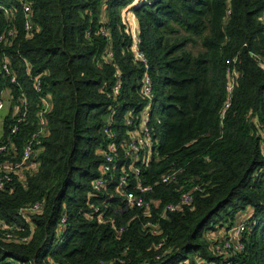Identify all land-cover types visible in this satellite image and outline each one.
Wrapping results in <instances>:
<instances>
[{
    "label": "trees",
    "instance_id": "trees-1",
    "mask_svg": "<svg viewBox=\"0 0 264 264\" xmlns=\"http://www.w3.org/2000/svg\"><path fill=\"white\" fill-rule=\"evenodd\" d=\"M135 1L0 0V34L8 28L15 33L0 41V55L8 57L11 70L5 74L0 67V96L6 93L11 105L0 144L10 137L14 151L1 154L0 163L19 158L37 124L39 97L51 101L44 114L47 133L33 155L37 167L0 189L6 226L0 227V264H264V155L257 129L259 123L264 127V68L254 55L264 58V0ZM24 3L31 9L29 35ZM124 9L137 20L160 120L152 125L155 154L141 165V175L153 182L177 171L176 180L155 185L147 195L160 202L150 216L142 209L116 210L123 158L105 190L94 193L91 187L103 165L96 152L105 116L116 110L120 141L123 113L142 104L143 66L132 58ZM107 49L113 52L110 61L103 59ZM234 55L238 78L221 117L226 60ZM116 71L122 89L110 99L104 90ZM35 76H41L40 92L33 87ZM21 94L28 112L11 135ZM193 184L202 189L189 204L159 215ZM35 202L41 208L23 218L19 209ZM89 203L102 206L119 224L134 218L117 235L109 222L83 215ZM63 214L66 223L59 227ZM146 220L158 224L156 233L143 229ZM240 221L243 248L217 255L216 246L231 241Z\"/></svg>",
    "mask_w": 264,
    "mask_h": 264
},
{
    "label": "built area",
    "instance_id": "built-area-1",
    "mask_svg": "<svg viewBox=\"0 0 264 264\" xmlns=\"http://www.w3.org/2000/svg\"><path fill=\"white\" fill-rule=\"evenodd\" d=\"M138 2L139 1L136 0L134 4ZM123 11L125 12L124 18H126L125 15L128 14L127 12H130L129 15L136 22V27H132L129 23V32L131 35L130 48L134 62L143 66L142 74L138 81V94L142 100V104L138 103L137 105H133L123 113L122 124L124 125V137L120 141L117 140L118 134L115 130V126L113 125L116 110L112 109L105 116L104 123L100 129L102 142L98 146L96 152L98 155L103 157V165L101 167L102 169L100 175L91 181V187L94 193H100L105 190L107 186L113 182L115 171L120 163L119 161L123 158L125 162L120 164L121 172L118 177L117 185L121 205H117L116 210L124 212L133 208L142 209L145 213L144 216H150L152 206L154 208H158L160 202L147 195L153 190L155 185L160 183H169L176 180L177 171L162 173L153 182H148L142 178L141 165L148 162L156 151L153 142L152 125L153 123H159L160 120L154 105L156 96L150 75L149 63L140 46L141 40L137 31V20L129 9H124ZM5 12H8V10L5 9ZM23 12L25 13L24 28L29 35L32 27L30 20L31 9L26 3L23 4ZM261 20L264 23V13L261 16ZM101 33L103 35H107L104 30H102ZM14 35V30L12 28H8L0 34V41L4 39L6 42L8 38H12ZM254 55L259 59L264 68V58L257 56L256 54ZM112 58L113 52L110 49H107L103 59L110 61ZM237 62V55L231 56L226 60V80L224 84L225 100L222 104L220 112L221 117L225 115V111L230 107L232 102L234 88L238 78ZM0 67L5 74H10L11 70L9 66V59L5 54L0 55ZM114 77L115 80L109 89L104 90L105 95L110 99H116L122 89L120 72L116 71ZM14 81L15 77L12 76L11 82ZM33 87L35 92L41 91V76H35L33 78ZM7 96L6 93H3L0 96V114L5 107ZM37 105L39 106V110L36 112V127L32 132H30L28 139L23 144L19 158L16 160L5 159L0 163V189H3L10 184L13 181L14 176H16L20 170H25L26 173L27 171L34 170L38 165L36 161H33V155L37 153V150L41 146L42 138L47 133L44 114L51 109L50 98L48 96L41 95L38 99ZM27 112V99L24 94H21L19 104L14 108L13 112V123L10 128L11 135L17 133L19 123L25 119ZM257 129L258 136H260L261 141V152L264 155V127H262V124L259 123L257 125ZM12 149L13 143L11 142L10 137H8L7 141L0 144V155L2 154L8 156L12 153ZM121 153L122 157H120ZM201 189L202 187L200 184H193L188 189L183 190L177 201L168 202L162 206L159 215L163 216L167 212L181 210L184 205H187L192 201L193 193L195 191H201ZM41 206L42 202H35L32 205L19 209V213L23 218L27 219V214L37 212ZM101 207L102 206L98 204L89 203L87 210L83 211V215L89 220L95 219L98 223L109 222L117 235H121L125 232L131 220L134 218H130L124 224H119L115 222L111 218L110 214H107ZM65 223L66 216L63 214L59 220V227L64 226ZM0 227L3 230L6 229L2 220H0ZM143 229L156 233L158 231V224L152 220H146L143 224ZM243 229V221H240L235 225L230 234L231 241H223L221 245L216 246V250L219 255L227 256L230 252L234 250H241L243 248L240 237ZM4 235L7 238L11 236V234L7 231H4ZM199 264L215 263L202 261ZM223 264L228 263L224 262Z\"/></svg>",
    "mask_w": 264,
    "mask_h": 264
},
{
    "label": "crops",
    "instance_id": "crops-1",
    "mask_svg": "<svg viewBox=\"0 0 264 264\" xmlns=\"http://www.w3.org/2000/svg\"><path fill=\"white\" fill-rule=\"evenodd\" d=\"M130 13H128V14H126L125 15V17L127 18V20H128V22L130 23V25H132V27H136V22H135V20L134 19H132L131 18V16L129 15ZM4 111H2L1 112V114H0V120H4V118H5V116L7 115V113H5L3 116H2V113H3ZM7 112H8V109H7ZM2 126H3V121H2ZM1 135H2V127L0 126V137H1ZM24 173H25V170H20L19 172H18V174L16 175V177L18 178V179H23L24 178Z\"/></svg>",
    "mask_w": 264,
    "mask_h": 264
},
{
    "label": "rangeland",
    "instance_id": "rangeland-1",
    "mask_svg": "<svg viewBox=\"0 0 264 264\" xmlns=\"http://www.w3.org/2000/svg\"><path fill=\"white\" fill-rule=\"evenodd\" d=\"M127 13H130V12H127ZM6 96H7V94H6ZM10 108H11V105L9 104V101H8V96H7V99H6V103H5V107H4V109H3V113H2V116L5 114V113H9V111H10ZM15 108V107H14ZM7 109H8V112H7ZM2 121L3 120H1V122H0V126L2 127ZM210 239H215V236H212ZM215 251L217 252V250L215 249ZM217 255H219L218 254V252H217Z\"/></svg>",
    "mask_w": 264,
    "mask_h": 264
}]
</instances>
